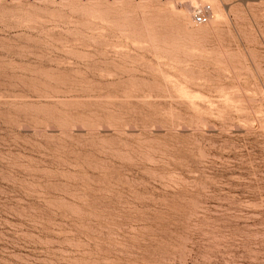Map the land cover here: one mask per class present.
Here are the masks:
<instances>
[{"label": "rangeland", "instance_id": "obj_1", "mask_svg": "<svg viewBox=\"0 0 264 264\" xmlns=\"http://www.w3.org/2000/svg\"><path fill=\"white\" fill-rule=\"evenodd\" d=\"M0 264H264V0H0Z\"/></svg>", "mask_w": 264, "mask_h": 264}, {"label": "built area", "instance_id": "obj_2", "mask_svg": "<svg viewBox=\"0 0 264 264\" xmlns=\"http://www.w3.org/2000/svg\"><path fill=\"white\" fill-rule=\"evenodd\" d=\"M210 6L208 4L199 5L192 11V22L195 25H205L209 20Z\"/></svg>", "mask_w": 264, "mask_h": 264}]
</instances>
